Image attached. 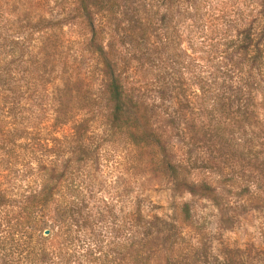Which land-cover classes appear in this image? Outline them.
Returning <instances> with one entry per match:
<instances>
[{"label": "rangeland", "instance_id": "374dc122", "mask_svg": "<svg viewBox=\"0 0 264 264\" xmlns=\"http://www.w3.org/2000/svg\"><path fill=\"white\" fill-rule=\"evenodd\" d=\"M90 3L94 5L95 0ZM117 3L111 15L95 14L104 51L115 60L125 91L141 100L151 121L164 129L165 157L179 163L186 178L210 183L215 198L176 187L165 171H145L125 134L109 126L101 65L83 42L88 34L76 16L74 0H0V31L26 38L34 54L42 39L47 59L45 67L39 63L26 85L24 78L14 75L22 84L16 120L23 123L18 127L25 128L29 121L27 129L32 124L50 123L52 92L66 86L72 120L82 119L81 127L87 129L83 143L88 151L81 160L67 161L60 156L54 169L64 174L57 194L66 187L71 189L87 231L114 232L121 212L137 207L155 228L160 222L168 227L143 242L148 264H264V210L236 194L234 181L247 173L245 154L251 144L247 127L235 126L234 104L225 110L202 97L204 90L210 92L205 95L215 94L221 78L219 34L213 25L219 27V23L214 18L262 14L264 0ZM38 18L50 19L51 28L30 33L25 26L13 27ZM222 94L221 103L229 102V92ZM183 96L190 104L182 106ZM170 110L177 112L174 126L166 125L164 119L165 111ZM70 125L59 132L66 133ZM217 125L225 128L223 140L214 136ZM5 162L0 149V188L12 195L22 187L25 175L15 163L7 171ZM45 162L50 168V162ZM30 163L35 169V163ZM6 209L7 205H0L1 221ZM71 234L75 248L84 240V233L73 227ZM5 235V224L0 223V264L5 257L16 256L3 243Z\"/></svg>", "mask_w": 264, "mask_h": 264}, {"label": "trees", "instance_id": "16d2710c", "mask_svg": "<svg viewBox=\"0 0 264 264\" xmlns=\"http://www.w3.org/2000/svg\"><path fill=\"white\" fill-rule=\"evenodd\" d=\"M117 4V0H95L94 5L90 0H74L76 16L88 34L83 42L101 65L109 126L125 134L136 160L145 171L150 174L165 171L176 187H184L191 194L215 198L210 183L186 178L181 175L182 166L165 157L167 139L164 129L151 121L141 100L125 91L115 60L104 51L100 42L101 24L96 23L95 14L102 12V16H109ZM260 13L221 14L214 18L219 23V27L213 25L219 34V55L222 59L219 87L224 88L218 87L217 92L211 95H205L210 92L204 90L202 97L209 98L225 110L234 104L235 126L243 124V127H247L251 142L245 154L247 173L239 174L234 179L238 189L236 194L242 195L252 207L264 210V9ZM50 21L38 18L31 22L27 19L13 27L25 26L30 33L46 31L51 28ZM12 30L19 32L20 29ZM44 49L41 39L37 52L31 53L26 38L0 31V149L3 150L6 170L11 169L9 164H19L22 175H25L22 187L15 194L8 195L5 189L0 188V205H7L0 220L6 227V235L2 239H6L3 243H7L11 252L16 253L15 257H5L3 263L148 264L149 257L144 254L143 242L153 233L168 230L165 222H160V227L155 228L136 207L121 212L120 224L114 232L110 230L102 234L87 231L79 202L71 189L66 187V190H58L57 194L59 181L64 174L63 170L54 169L60 156H65L67 161L74 157L81 160L79 157L88 151L83 143L87 131L81 127L83 120H72L73 110L65 97L68 88L65 86L60 91L52 92L50 123L38 127L32 124L29 129L26 127L32 123L30 121H24L27 124L25 128L17 125L23 123L16 120V114L19 115L16 110L21 109L17 106V99L22 84H18L14 75L24 78L26 85L31 75L36 74L39 63L45 67L47 59L44 58ZM225 91L230 94L226 97L229 102L221 103L222 92ZM181 101L182 106L190 104V100L184 96ZM176 114V110L165 111L166 125L174 126ZM68 123H71L68 131L59 132ZM214 130V136L223 140L225 128L217 125ZM17 139L20 141L17 142ZM30 161L35 163V169ZM45 161L50 162V168ZM73 227H78L84 233V240L75 248L71 234ZM44 229L48 230L46 235L42 234ZM32 235L36 236L35 240H32Z\"/></svg>", "mask_w": 264, "mask_h": 264}, {"label": "water", "instance_id": "95a60500", "mask_svg": "<svg viewBox=\"0 0 264 264\" xmlns=\"http://www.w3.org/2000/svg\"><path fill=\"white\" fill-rule=\"evenodd\" d=\"M48 233V230L47 229H44L43 231H42V234L43 235H46Z\"/></svg>", "mask_w": 264, "mask_h": 264}]
</instances>
